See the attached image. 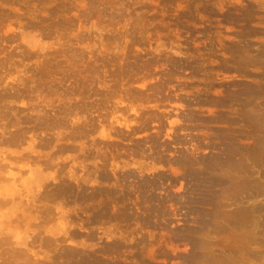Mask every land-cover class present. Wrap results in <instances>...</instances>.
<instances>
[{"label":"rangeland","instance_id":"1","mask_svg":"<svg viewBox=\"0 0 264 264\" xmlns=\"http://www.w3.org/2000/svg\"><path fill=\"white\" fill-rule=\"evenodd\" d=\"M0 264H264V0H0Z\"/></svg>","mask_w":264,"mask_h":264},{"label":"bare ground","instance_id":"2","mask_svg":"<svg viewBox=\"0 0 264 264\" xmlns=\"http://www.w3.org/2000/svg\"><path fill=\"white\" fill-rule=\"evenodd\" d=\"M119 199H120V198H119ZM109 201H110V200H109ZM112 201H113V200H112ZM111 203H112V202H111ZM108 204H109V203H108ZM114 204H115V203H114ZM115 205H116V204H115ZM111 206H112V205H111ZM111 206H110V207H111ZM112 209H113V208H112ZM114 209H115V208H114Z\"/></svg>","mask_w":264,"mask_h":264}]
</instances>
